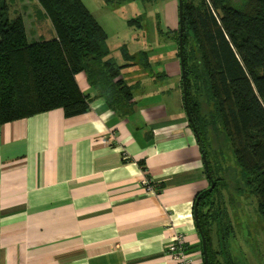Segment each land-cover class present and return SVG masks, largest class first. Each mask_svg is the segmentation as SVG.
<instances>
[{
    "label": "crops",
    "instance_id": "1",
    "mask_svg": "<svg viewBox=\"0 0 264 264\" xmlns=\"http://www.w3.org/2000/svg\"><path fill=\"white\" fill-rule=\"evenodd\" d=\"M135 66L122 70L133 89L123 110L81 72L87 113L59 108L0 125V264H174L168 247L178 234L205 264L195 204L210 183L181 66L174 57L131 77Z\"/></svg>",
    "mask_w": 264,
    "mask_h": 264
},
{
    "label": "trees",
    "instance_id": "2",
    "mask_svg": "<svg viewBox=\"0 0 264 264\" xmlns=\"http://www.w3.org/2000/svg\"><path fill=\"white\" fill-rule=\"evenodd\" d=\"M37 1L55 35L32 42L23 16L11 19L6 0H0V125L59 108L66 117L87 113L90 97L77 82L81 72L87 74L112 109L127 108L133 89L124 80L122 70L140 65L151 72L148 52L131 53L126 45L121 46L124 62L119 63L112 54L107 30L83 0ZM103 1L118 15L126 5L142 11L141 3L155 0ZM136 16L126 20L141 31L143 14ZM182 24L188 101L210 173L214 176L211 151L203 135L202 118L197 115L203 105L196 102L195 92L212 104L214 124L222 126L241 168L243 190L257 198V212L264 219V0H184ZM190 35L198 54L195 48L189 51ZM216 187L199 202L209 264H241L231 253L228 225L223 226L221 238L226 263L217 259L213 249L211 215L204 204L217 192ZM220 216L219 212L214 217ZM225 217L227 222L232 221L227 211L219 220Z\"/></svg>",
    "mask_w": 264,
    "mask_h": 264
},
{
    "label": "rangeland",
    "instance_id": "3",
    "mask_svg": "<svg viewBox=\"0 0 264 264\" xmlns=\"http://www.w3.org/2000/svg\"><path fill=\"white\" fill-rule=\"evenodd\" d=\"M89 9L94 10L99 20L105 24L108 30V43L112 49V54L119 63H123V57L120 50L121 46L126 45L131 53L138 51H147L151 64L158 61L168 62L170 64L174 57L181 66L179 54V0L174 2V13L177 12V25L174 31H168L165 22L169 21L165 15L166 8L173 0H155L152 3H141L142 11H137L126 5L120 14L127 18H136L143 14V26L140 31L135 26H129L117 13L107 12L108 8L103 4V0H83ZM191 1V0H189ZM9 7V16L11 19L17 15H22L26 22L28 36L30 41H40L51 39L55 35V30L49 18H47L41 9L37 0H6ZM103 5V7L101 6ZM92 11V12H94ZM94 12V14H95ZM124 12V13H123ZM138 18V17H137ZM165 21H164V19ZM163 31V32H162ZM175 38V39H174ZM177 39V40H176ZM176 40V41H175ZM194 38L190 35L187 44L189 51L195 48L198 50ZM180 56V55H179ZM172 65V64H171ZM135 72H127L129 76H139V69L149 73L140 65L135 66ZM183 82V81H182ZM194 86L197 85L195 77ZM196 102H200L203 107L197 112L202 118L201 125L204 129V138L209 147L210 158L213 165L215 184L219 186L211 198L205 202L204 209L210 212V228L213 249L217 251L220 261L226 263L225 250L221 238L223 237V226L228 225L231 233L228 238V244L233 257L241 264H264V219L257 212V198L248 190H243L244 180L241 168L235 162L233 152L229 149V140L223 132L220 124L215 126V118H212V104L205 100L203 95L195 92ZM198 109L196 108V111ZM210 183V182H209ZM211 183L209 184V186ZM215 189V188H214ZM228 212L232 221L227 222L225 217L222 222L219 218ZM221 216L215 218L218 213ZM236 264H238L236 262Z\"/></svg>",
    "mask_w": 264,
    "mask_h": 264
},
{
    "label": "water",
    "instance_id": "4",
    "mask_svg": "<svg viewBox=\"0 0 264 264\" xmlns=\"http://www.w3.org/2000/svg\"><path fill=\"white\" fill-rule=\"evenodd\" d=\"M183 12H184V0H179V22H180V29H179V53H180V62H181V69H182V85H183V92H184V104L187 111V115L189 117V121L193 127V130L195 131L197 138L200 139V134L198 131V128L196 126V123L194 121L189 101H188V85H187V75H186V68H185V60H184V47H183ZM202 154L205 162V168L207 171L209 182L211 183L210 186H208L206 189H204L197 198L196 204H195V219L196 224L198 227V230L200 232V235L202 237V248H203V255H204V261L205 264H209V249H208V241L207 237L203 231V228L201 226L200 220H199V202L201 197L209 192H212L216 186L215 181L210 173V166L209 161L207 158V154L204 152L203 149Z\"/></svg>",
    "mask_w": 264,
    "mask_h": 264
},
{
    "label": "built area",
    "instance_id": "5",
    "mask_svg": "<svg viewBox=\"0 0 264 264\" xmlns=\"http://www.w3.org/2000/svg\"><path fill=\"white\" fill-rule=\"evenodd\" d=\"M142 185L145 188H153L149 177H145L142 181ZM168 253L170 254L174 264H195L194 258H191L187 252V246L184 243V235H176L173 242L168 247Z\"/></svg>",
    "mask_w": 264,
    "mask_h": 264
}]
</instances>
